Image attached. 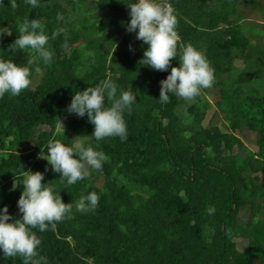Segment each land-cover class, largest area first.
<instances>
[{
	"label": "trees",
	"instance_id": "16d2710c",
	"mask_svg": "<svg viewBox=\"0 0 264 264\" xmlns=\"http://www.w3.org/2000/svg\"><path fill=\"white\" fill-rule=\"evenodd\" d=\"M135 2L37 0L33 7L16 0L12 9L10 0H0V29L11 32L0 35V60L28 66L36 55L31 49L10 51L25 19L41 21L50 37L46 46L54 52L50 64L38 60L31 66V81L38 77L33 87L0 98V210L6 206L21 219L17 202L24 171L41 172V183L55 185L73 209L72 218L54 230L33 229L42 240L39 264H264V63L257 67L251 60L264 52L255 45L257 33L241 29L240 14L235 6L229 9L228 0H168L180 43L204 52L215 83L192 101L169 94L170 102L163 104L160 81L179 67V54L168 71L140 62L148 46L127 31L128 6ZM224 27L231 28L230 39L216 33ZM57 29L64 31L53 40ZM106 79L118 85L117 97L129 85L136 93L137 103L124 113L123 142L94 140L87 115L67 111L77 91ZM210 94L222 121L213 118L218 123L204 126ZM59 119L66 123L56 130ZM225 131L234 145L223 139ZM69 133L88 137L85 145L108 157L102 170L90 169L88 178L73 185L61 183L44 159L51 140L74 145ZM91 192L100 196L97 208L76 211L77 201ZM245 209L249 213L241 220ZM0 264H23V258L0 251Z\"/></svg>",
	"mask_w": 264,
	"mask_h": 264
},
{
	"label": "clouds",
	"instance_id": "9594fccd",
	"mask_svg": "<svg viewBox=\"0 0 264 264\" xmlns=\"http://www.w3.org/2000/svg\"><path fill=\"white\" fill-rule=\"evenodd\" d=\"M26 3L33 7L38 6L37 0H26ZM10 6L16 9V0H10ZM128 7L131 19L127 31L136 32V39L148 46L141 63L157 71H168L170 62L179 54V67H171L170 75L160 81L161 103L170 102L169 94L192 101L201 95L202 90L213 86L215 70L204 52L190 43H180L177 15L168 0H136ZM57 20H63V16L57 14ZM18 31L19 36L10 45V51L24 52L31 49L36 55L27 60L28 66H18L10 59L0 60V98L6 93L13 97L18 96L32 83L31 66L38 60L48 65L54 57V52L46 46L50 37L45 33V26L40 20L25 19L19 25ZM63 31L57 29L52 33L51 39H56ZM5 33L11 35L7 29H0V35ZM63 46L67 47V44ZM129 48L132 50L131 46ZM35 71L40 72V68L36 67ZM117 89L118 85L111 79L103 80L95 87L77 91L67 108L69 113L78 117L87 115L89 122L94 125L92 136L96 141L106 137H119L122 142L127 139L124 113L127 111L130 114L132 105L137 103L136 93L129 85V89L117 97ZM106 100L111 102L110 106H106ZM59 124L63 129L60 119ZM73 140L76 142L71 147L65 146L59 140L49 141L46 146L48 155L44 158L52 166V170L60 174L61 183L66 180L68 185L88 178L91 175L90 169L102 170L103 162L108 159L103 151L86 146L85 139L77 137ZM24 176V190L17 202L19 212L23 214L22 218L15 219L10 216L6 206L0 210V251L6 257H22L23 264H39L36 258L39 256L38 248L42 240L33 229L43 233L50 226L54 230L57 223L72 218L73 205L62 202L55 185L50 182L41 183L44 180L43 173L24 171ZM99 199L96 192L81 197L75 205L76 211H94ZM214 211V208H209L210 214ZM10 220L11 223L8 222Z\"/></svg>",
	"mask_w": 264,
	"mask_h": 264
},
{
	"label": "rangeland",
	"instance_id": "374dc122",
	"mask_svg": "<svg viewBox=\"0 0 264 264\" xmlns=\"http://www.w3.org/2000/svg\"><path fill=\"white\" fill-rule=\"evenodd\" d=\"M249 1L250 0H240L239 4H237V6H236V4L233 3V0H228V3L231 5L229 7V9L232 6L233 7L235 6L237 13L240 14L239 17L242 20L240 21L239 25L241 26V29L256 31L258 37L255 38V45L258 47V49H260V51L261 50L264 51V49L262 48V46L264 47V37H261V36H264V0H253L250 5L248 4ZM96 12L97 11H94L93 13H96ZM252 24L255 25L256 27L253 26ZM220 29L221 28H219L216 31V33L220 34L225 39L231 38V36H230L231 32H232L231 28L228 29V27H224L221 32H220ZM81 42H83V41H80L79 43H81ZM263 54H264V52H263ZM263 54H262V58H259V57L256 59L251 58V60L255 62L257 67H259L261 64L264 63ZM242 64H243L242 61H239V63H238L239 68L242 67ZM251 66L253 67V63H251ZM253 69H255V68L253 67ZM36 82H38V77H35L34 80H32V83L30 84V86L33 87ZM216 99L217 98L211 94L205 96V100L209 104V109H208L207 115L203 121L204 126H207L208 123L211 122L213 118L219 119V121H222V116H221L220 112H218V110H217L218 107H217ZM61 122H62L63 126L66 123L65 121H61ZM211 123H218V122L215 121V122H211ZM71 126H73V128H76L79 125H77L75 123V124H71ZM222 127L223 126H221V128ZM61 129H62V127L60 126V124L58 122V124L56 126V130H61ZM235 134L240 138V135L238 134V132H236ZM69 135L73 139L79 137V136L75 135L74 133H69ZM40 136H42V134ZM83 137L84 136H82L81 139H84ZM223 139L227 140L230 143V145H234V143H235V139H233L232 135L226 131L224 132ZM47 153H48V151H47ZM263 180H264V176L262 175L260 181L262 182ZM101 181H102L101 178H97L95 180V183L100 186ZM262 204H264V200H262ZM248 213H249V211L247 209L242 210L239 218L241 220H245L247 218ZM240 232H241V228H236L234 230L233 234L235 236H239ZM239 249H241V248H239Z\"/></svg>",
	"mask_w": 264,
	"mask_h": 264
}]
</instances>
